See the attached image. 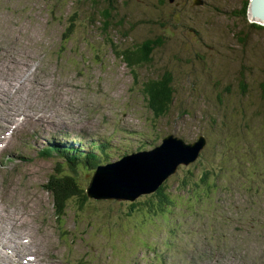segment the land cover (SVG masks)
Wrapping results in <instances>:
<instances>
[{"label":"rangeland","instance_id":"374dc122","mask_svg":"<svg viewBox=\"0 0 264 264\" xmlns=\"http://www.w3.org/2000/svg\"><path fill=\"white\" fill-rule=\"evenodd\" d=\"M194 2L0 0V227L21 232L22 253L34 264H106L105 256L264 264V27L253 26L264 21L251 15L250 0ZM103 10L111 15L105 29ZM146 40L160 44L144 65L128 67L113 51ZM165 72L173 101L156 117L142 83ZM60 132L75 144L85 137L105 144L98 165L152 149L168 134L185 142L203 134L207 144L164 180L171 198L181 194L166 219L142 210L126 217L128 200L90 197L86 218L66 208L62 234L42 184L63 158L38 156ZM94 171L75 174L85 189ZM204 171L220 184L198 187ZM190 175L197 184L178 191Z\"/></svg>","mask_w":264,"mask_h":264},{"label":"trees","instance_id":"16d2710c","mask_svg":"<svg viewBox=\"0 0 264 264\" xmlns=\"http://www.w3.org/2000/svg\"><path fill=\"white\" fill-rule=\"evenodd\" d=\"M102 16L106 19V21ZM110 16L111 15L109 14L108 10H103L101 12V17L103 19V29L108 26L107 19L109 20ZM69 25L70 27L67 29L66 35L63 36L62 40L67 39L73 31V23L70 22ZM253 26L264 27L263 25L260 26L258 24H253ZM159 44L160 41L158 40H146L135 46L126 47L122 50L113 49V51L116 55L119 56V58H121L126 66H140L151 61L153 50ZM142 92L144 94L147 106L151 110V112L156 117L165 116L170 109V105L172 104L174 95L171 75L168 72H165L160 77L145 80L142 83ZM79 151L80 149H76L74 153L68 154L65 157V162H56L52 169V172L50 173L46 182L43 184V187L51 195V198L53 200L52 202L56 221H64V217L67 212L66 208H70L71 210L75 211L77 217H81V215H84L83 213L85 212V202H87V200H89L90 198L87 195V188L89 184L86 189L82 187L80 185L79 177H76L75 174L81 170H94V168L98 166L97 163L99 162L96 159L97 152L91 151L90 153L84 155L81 151ZM208 174V171H204L200 174V183L197 185L198 187H209L210 185L216 186L215 184L218 183V180H207ZM165 181H163L160 186L152 191V193L139 195L137 198L143 195H147L146 200H144L143 202H139L138 200L136 202H133L135 200H128L130 203V207L128 211L123 214H126V217H128L133 212L137 213L142 210L141 215L150 213L151 217H155L156 215H163V219L169 217L170 211L172 210V208L170 207L174 208V206L179 205V202L176 203L175 199L179 201V196L181 194H179L177 197L172 196L171 198L170 195H168V189L165 188ZM191 183L197 184V182L195 181V176H185L182 179V182L179 183L180 188L178 189V191L186 190L185 193H187L188 190L193 187ZM86 207L92 214L97 210V206H93L91 204L86 203ZM84 216L85 218L88 217V215ZM114 227L115 226H110L109 231L111 232ZM149 233H151V230L149 231ZM139 239H144V236L140 237ZM103 259L106 260V264H126L124 258H116L115 260H113L111 257L108 258L105 256Z\"/></svg>","mask_w":264,"mask_h":264},{"label":"water","instance_id":"95a60500","mask_svg":"<svg viewBox=\"0 0 264 264\" xmlns=\"http://www.w3.org/2000/svg\"><path fill=\"white\" fill-rule=\"evenodd\" d=\"M169 2H173V0H169ZM201 3L202 0H195L194 2L196 5ZM249 10L252 16L264 18L263 0H250ZM206 144L207 139L203 134H199L192 142H185L182 138L174 134L165 135L161 143L152 149L124 155L115 162L97 167V169L100 167H103V169H123L126 171V177L136 174L139 178L137 180L140 186L132 193H127L124 195V199L120 200L115 198L93 197L91 195L89 196L88 193L87 195L95 199L133 201L141 194L154 191L169 175L176 172L180 164L186 166L194 163ZM143 185L144 187H142Z\"/></svg>","mask_w":264,"mask_h":264},{"label":"bare ground","instance_id":"6f19581e","mask_svg":"<svg viewBox=\"0 0 264 264\" xmlns=\"http://www.w3.org/2000/svg\"><path fill=\"white\" fill-rule=\"evenodd\" d=\"M253 17L255 18L257 16ZM257 19L264 21V18L257 17ZM97 167L94 169L96 171H94L93 177L91 178L90 184L87 188V191L93 197L115 198L120 200L124 199V195L132 193L140 186V183L137 180L139 178L136 174L126 177V171L123 169H103L102 167L97 169ZM142 187H144V185Z\"/></svg>","mask_w":264,"mask_h":264}]
</instances>
